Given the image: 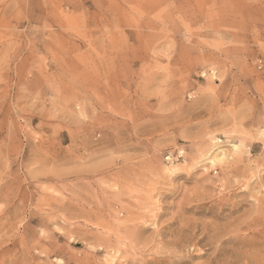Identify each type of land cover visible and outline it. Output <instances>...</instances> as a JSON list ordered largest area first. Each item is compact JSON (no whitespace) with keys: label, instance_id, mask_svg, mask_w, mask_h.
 Listing matches in <instances>:
<instances>
[{"label":"rangeland","instance_id":"374dc122","mask_svg":"<svg viewBox=\"0 0 264 264\" xmlns=\"http://www.w3.org/2000/svg\"><path fill=\"white\" fill-rule=\"evenodd\" d=\"M0 264H264V0H0Z\"/></svg>","mask_w":264,"mask_h":264}]
</instances>
